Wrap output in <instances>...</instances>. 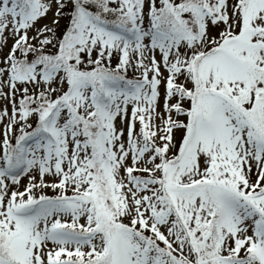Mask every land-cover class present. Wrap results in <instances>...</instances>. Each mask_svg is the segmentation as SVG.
Returning a JSON list of instances; mask_svg holds the SVG:
<instances>
[{
  "label": "snow or ice",
  "instance_id": "snow-or-ice-1",
  "mask_svg": "<svg viewBox=\"0 0 264 264\" xmlns=\"http://www.w3.org/2000/svg\"><path fill=\"white\" fill-rule=\"evenodd\" d=\"M0 101V264H264V0H0Z\"/></svg>",
  "mask_w": 264,
  "mask_h": 264
},
{
  "label": "rangeland",
  "instance_id": "rangeland-1",
  "mask_svg": "<svg viewBox=\"0 0 264 264\" xmlns=\"http://www.w3.org/2000/svg\"><path fill=\"white\" fill-rule=\"evenodd\" d=\"M52 21H53V12L50 11L46 17L44 18H41L35 25V28H33L32 30L29 31V36H33L36 34V30L47 25V26H52ZM67 24V20L66 19H61L60 20V23L58 26H56L55 30H56V34L57 36H59L62 31L64 30L65 26ZM213 34H215V31H213ZM13 43V40L11 38H9L8 40V45L9 47L11 46V44ZM8 51V48H5L4 49V52L6 53ZM157 57L159 58V54H157ZM117 61H116V58L114 57L113 58V64H115ZM160 91H161V105L163 104V92H164V87H163V84L161 85V88H160ZM6 102L4 101H0V107H2ZM128 112H129V115L131 113V105H129L128 107ZM116 127L117 129H120V128H123L125 127V122L122 121L121 119H117L116 121ZM137 128H139V124H137ZM126 135V133H125ZM175 138H176V141L178 142L180 140V133L179 132H176L175 133ZM130 163V161H129ZM255 168L253 169V177L252 179L255 180ZM46 179L48 180H51L52 178L51 177H46ZM28 182L27 178L25 177L24 179L21 180V189L23 188L24 185H26ZM45 192L49 195H52V191L51 189H45Z\"/></svg>",
  "mask_w": 264,
  "mask_h": 264
},
{
  "label": "trees",
  "instance_id": "trees-1",
  "mask_svg": "<svg viewBox=\"0 0 264 264\" xmlns=\"http://www.w3.org/2000/svg\"><path fill=\"white\" fill-rule=\"evenodd\" d=\"M136 75H138V73H134L132 70H129V72H128L129 78H134Z\"/></svg>",
  "mask_w": 264,
  "mask_h": 264
}]
</instances>
